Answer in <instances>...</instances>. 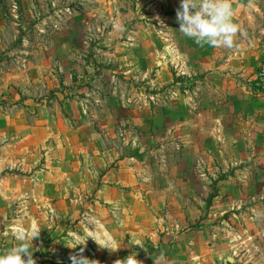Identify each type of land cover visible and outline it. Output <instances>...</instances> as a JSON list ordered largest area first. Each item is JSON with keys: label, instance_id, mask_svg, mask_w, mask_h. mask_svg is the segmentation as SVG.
Masks as SVG:
<instances>
[{"label": "rangeland", "instance_id": "rangeland-1", "mask_svg": "<svg viewBox=\"0 0 264 264\" xmlns=\"http://www.w3.org/2000/svg\"><path fill=\"white\" fill-rule=\"evenodd\" d=\"M179 5L0 0V114L22 118L20 149L0 173V250L19 231L40 230L36 264H72L74 255L107 264L89 233L95 218L131 232L149 218L141 200H192L191 229L228 222L242 234L240 250L219 264H264V188L244 183L250 176L264 183V114L250 124L248 105L239 108L264 104V0L244 3L243 35L235 49L218 48L210 65L225 67L215 73L179 56L203 53L179 32ZM215 79L223 96L212 90ZM206 121L208 140L187 150ZM34 127L44 128V142L28 146ZM240 139L237 158L231 151ZM232 177L237 183L224 188ZM222 195L242 202L239 211L214 216Z\"/></svg>", "mask_w": 264, "mask_h": 264}, {"label": "crops", "instance_id": "crops-1", "mask_svg": "<svg viewBox=\"0 0 264 264\" xmlns=\"http://www.w3.org/2000/svg\"><path fill=\"white\" fill-rule=\"evenodd\" d=\"M177 1L180 2V0ZM246 1L247 0H232L235 10V22H237L238 17L242 14L244 3ZM201 48L203 53L196 59L190 57L186 53H180L179 56L186 62L185 66L187 64V67H191V62L200 60L202 63L201 65L203 66L201 68L205 73H215V71L220 72L224 70L225 66H216L214 64L212 67V65H210V62L215 60L216 55H218V48L214 49L208 46ZM183 75H191L188 68L187 71H184ZM230 79H232V77H230ZM214 81H216L217 88L212 86V90L217 92L219 96H223L222 94L224 91H220L221 88L219 87V79H215ZM210 87L211 85L209 83L204 86V88L208 89ZM7 96L9 97L10 94ZM15 98V95H13L12 99ZM201 100H205L203 95ZM242 105H248L243 107V109L248 110V112L244 111L249 116L248 123L250 124L254 121L255 115H258L260 112H263L264 114V104L261 105L258 101H254L252 103L246 102V104L240 103L239 108H241ZM238 119V123H245L244 116H240ZM215 120L220 123L219 119ZM21 121L22 118L20 117H16V119H14L10 114H0V173L5 169L11 168L12 163H14L13 155L16 150L20 149V147H18V142H20L22 137L17 134L18 131H21V128H18ZM210 123H207L206 121L204 125H201V128L199 129L201 134L198 136V140L195 141V144L193 141L194 139L191 140L188 145H186L187 150L197 148L196 144L198 143L200 144L198 149H202L201 144L204 140H208L207 135L209 129L207 128V125ZM2 124H4V127H2ZM32 129L33 132L31 135H27V138H25L27 145L37 146L39 143H43L44 128L34 127ZM222 136L225 137V135ZM243 142L244 141L242 139L238 140V144L236 143L237 145L231 151L237 158L242 151V146L245 145ZM224 152L225 150H222L220 151V154L223 155ZM262 181H264V179H262ZM222 183L224 188H232V186L237 183V179L232 177L229 181H223ZM244 183L246 185L248 184L254 187L261 186L264 188V183L260 184L255 177L251 178L250 176V179L244 181ZM240 186H242V184H240ZM221 198V200H216L220 205L219 207H221V213L215 212L213 213L214 216L224 214L222 212L223 210L224 212L228 210L238 212L241 208L242 202L238 203L235 200H226V195H222ZM128 201L129 200H124V202H122L121 200V205L125 204V202L128 203ZM141 201L142 202L138 203H142L141 205L149 218L145 221H134L136 223L135 231L126 232L124 229L122 230L123 232L114 231L113 228L116 226H112L111 221L108 222L106 218L104 221L96 218L94 219L97 223L95 226L97 229L89 230L90 235H92V237H96L98 240H103L112 248H117L112 250L106 246L100 245L102 248L101 252L103 251L108 254L105 256V263L115 264L117 260H124L128 256L134 254L136 255V259L142 261L143 264H219L224 259L228 260L231 257L229 254H235L240 250L241 244L238 239L242 238V234L241 232H238L236 226H232V224H229L228 222H224V224H222V228L216 227L217 229L214 230L207 229V227L191 229L190 226L194 222L195 215L192 200ZM150 209H152L151 211L153 212H151ZM214 209H216V207ZM126 212L128 213V210H126ZM210 220L211 219H209V221ZM124 224L125 221L121 223V228ZM99 258L101 257H98L97 259Z\"/></svg>", "mask_w": 264, "mask_h": 264}, {"label": "clouds", "instance_id": "clouds-1", "mask_svg": "<svg viewBox=\"0 0 264 264\" xmlns=\"http://www.w3.org/2000/svg\"><path fill=\"white\" fill-rule=\"evenodd\" d=\"M248 6H252V0H249ZM234 17L235 10L232 0H180V5L176 9L179 32L192 39L200 47L208 46L214 49L233 50L238 47L237 38L243 35V32ZM39 234L40 230L19 231L15 236L16 243L13 246L0 250V264H36L32 241L39 237ZM91 238L98 245L112 250L117 249L110 247L103 240H97L94 236ZM87 239L78 244H86ZM70 259L72 264H99L98 261L88 260L83 256L74 255ZM115 264H143V262L132 254L124 260H117Z\"/></svg>", "mask_w": 264, "mask_h": 264}, {"label": "built area", "instance_id": "built-area-1", "mask_svg": "<svg viewBox=\"0 0 264 264\" xmlns=\"http://www.w3.org/2000/svg\"><path fill=\"white\" fill-rule=\"evenodd\" d=\"M258 82L260 87V94L264 97V64L261 66L258 74Z\"/></svg>", "mask_w": 264, "mask_h": 264}]
</instances>
